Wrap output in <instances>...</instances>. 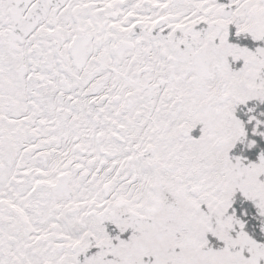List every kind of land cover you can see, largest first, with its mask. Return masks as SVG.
<instances>
[{
  "label": "snow or ice",
  "instance_id": "6c2138e0",
  "mask_svg": "<svg viewBox=\"0 0 264 264\" xmlns=\"http://www.w3.org/2000/svg\"><path fill=\"white\" fill-rule=\"evenodd\" d=\"M0 264H264V0H0Z\"/></svg>",
  "mask_w": 264,
  "mask_h": 264
}]
</instances>
